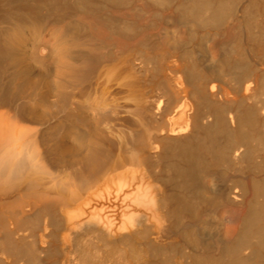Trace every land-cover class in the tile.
I'll list each match as a JSON object with an SVG mask.
<instances>
[{
	"label": "bare ground",
	"instance_id": "bare-ground-1",
	"mask_svg": "<svg viewBox=\"0 0 264 264\" xmlns=\"http://www.w3.org/2000/svg\"><path fill=\"white\" fill-rule=\"evenodd\" d=\"M0 264H264V0H0Z\"/></svg>",
	"mask_w": 264,
	"mask_h": 264
},
{
	"label": "rangeland",
	"instance_id": "rangeland-1",
	"mask_svg": "<svg viewBox=\"0 0 264 264\" xmlns=\"http://www.w3.org/2000/svg\"><path fill=\"white\" fill-rule=\"evenodd\" d=\"M227 210L231 211L230 207L229 208L227 207ZM227 210H226L225 214H226V216H229L230 215V212L227 211ZM237 210H238V212H240L241 209L240 208H237Z\"/></svg>",
	"mask_w": 264,
	"mask_h": 264
}]
</instances>
